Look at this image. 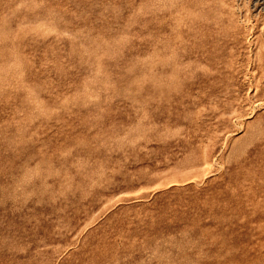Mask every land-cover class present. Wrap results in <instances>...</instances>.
<instances>
[{
    "label": "rangeland",
    "instance_id": "obj_1",
    "mask_svg": "<svg viewBox=\"0 0 264 264\" xmlns=\"http://www.w3.org/2000/svg\"><path fill=\"white\" fill-rule=\"evenodd\" d=\"M263 55L264 0H0V264H264Z\"/></svg>",
    "mask_w": 264,
    "mask_h": 264
},
{
    "label": "bare ground",
    "instance_id": "obj_2",
    "mask_svg": "<svg viewBox=\"0 0 264 264\" xmlns=\"http://www.w3.org/2000/svg\"><path fill=\"white\" fill-rule=\"evenodd\" d=\"M234 21V20H233ZM235 30V29H234ZM264 56V55H263Z\"/></svg>",
    "mask_w": 264,
    "mask_h": 264
}]
</instances>
